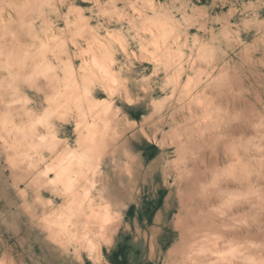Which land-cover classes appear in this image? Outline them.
Segmentation results:
<instances>
[{
	"label": "rangeland",
	"instance_id": "1",
	"mask_svg": "<svg viewBox=\"0 0 264 264\" xmlns=\"http://www.w3.org/2000/svg\"><path fill=\"white\" fill-rule=\"evenodd\" d=\"M0 96V264H264V0H0Z\"/></svg>",
	"mask_w": 264,
	"mask_h": 264
},
{
	"label": "bare ground",
	"instance_id": "2",
	"mask_svg": "<svg viewBox=\"0 0 264 264\" xmlns=\"http://www.w3.org/2000/svg\"><path fill=\"white\" fill-rule=\"evenodd\" d=\"M73 12H74V11H73ZM74 17H76V16L74 15ZM15 50H16V49H15ZM15 58H16V57H15ZM36 90H37V89H36ZM12 91H13V90H12ZM0 97H1V96H0ZM43 97H44V96H43ZM49 100H50V99H49ZM80 106H81V105H80ZM0 110H1V109H0ZM6 112H7V111H6ZM18 115H19V117H20V113H19ZM25 115H26V114H25ZM205 117H206V116H205ZM7 118H8V117H7ZM10 120H11V119H10ZM6 121L9 122V120H6ZM24 129H25V128H24ZM20 131H21V130H20ZM10 132H11V131H10ZM18 132H19V131H18ZM20 133H22V132H20ZM20 133H19V135H20ZM21 135H22V134H21ZM48 135H49V134H48ZM51 136H52V134H51ZM39 137H40V136H39ZM46 137H47V136H46ZM43 138H44V137H43ZM53 139H54V138H53ZM44 140H45V139H44ZM56 141H57V140H56ZM92 141H93V140H92ZM40 143H41V142H40ZM37 144H38V143H37ZM45 144H46V143H45ZM50 144H51V143H50ZM41 145H42V143H41ZM35 146H36V145H35ZM49 146L55 147L54 145H49ZM52 147H51V148H52ZM59 147H60V146H59ZM60 148H61V147H60ZM113 148H114V147H113ZM49 150H50V149H49ZM61 150H62V154H63V155H61L62 157H63L64 155H67L66 153H64V152H66V151L63 152V148H62ZM50 151H51V150H50ZM69 151H70V150H69ZM54 152H56V151L54 150ZM57 152H58V151H57ZM51 153H52V151H51ZM71 153H72V152H71ZM53 154H54V153H53ZM48 156H49V155H48ZM55 156H56V155H55ZM57 156H59V153H58ZM59 157H60V156H59ZM67 158H68V157H67ZM59 159H60V158H59ZM55 160L57 161V159H55ZM52 164H53V163H51V165H52ZM54 164H55V163H54ZM64 164H65V163H64ZM33 165H34V164H33ZM57 165H58V164H57ZM39 166H40V165H39ZM53 166H54V165H53ZM63 167H64V165H63ZM77 167H78V166H77ZM53 168H54V167H53ZM20 169H21V172H22V168H20ZM44 169H45V168H44ZM46 170H47V169H45V171H46ZM49 170H50V169H49ZM62 170L65 171V169H62ZM71 170H72V169H71ZM60 171H61V170H60ZM54 172H55V171H54ZM54 172H53V173H54ZM47 173H48V172H47ZM64 173L66 174V172H62V174H61L62 176L60 175V176H61L60 178H63V179H64V177H66V175H65ZM63 174H64V175H63ZM54 175H55V178H58V176H59L58 173H55ZM49 176H50V175H49ZM52 177H53V176H52ZM52 177H51V178H52ZM225 177H226V176H225ZM60 178L57 179V180L60 181ZM11 179H12V178H11ZM52 179H53V178H52ZM63 179H61V181H64V180L67 179V178H65L64 180H63ZM231 179H232V178H231ZM222 180H223V179H222ZM224 180H225V178H224ZM13 181H14V180H13ZM25 181H26V180H25ZM25 181H24V182H25ZM43 181H44V180H43ZM43 181H41V182H43ZM51 181H52V180H51ZM58 181H57V182H58ZM61 181H60V182H61ZM218 181H219V180H218ZM18 182H21V181H18ZM24 182H23V183H24ZM55 182H56V181H54V183H55ZM57 182H56V183H57ZM222 182H223V181H222ZM48 183H49V182H48ZM51 184H52V183H51ZM39 185H42V186H43V184H39ZM45 185H46V184H45ZM50 187H51V186H50ZM16 188H17V187H16ZM24 188H25V187H24ZM42 188H44V187H42ZM53 188H55L54 185H53ZM39 189H40V188H39ZM44 189H45V188H44ZM23 190H24V189H23ZM25 190H26V189H25ZM46 191H47V190H46ZM38 192H39V191H38ZM32 193H33V191H32ZM36 196H37V193H36ZM98 200H99V199H98ZM93 204H94V203H93ZM232 223H234V222L232 221ZM107 235H108V234H107ZM201 237L203 238L204 236L202 235ZM203 239H205V238H203ZM194 243H195V241H194ZM194 243H193V244H194ZM197 243H198V242H197ZM129 245H130V244H129ZM194 245H195V244H194ZM234 246H235V244H234ZM236 246H237V245H236ZM231 247H232V246H231ZM192 248H193V247H192ZM205 248H206V247H205ZM236 248H238V247H236ZM193 249H194V248H193ZM233 249H234V247H233ZM242 249H243V248H242ZM194 250H195V249H194ZM194 250H193V251H194ZM234 250H235V249H234ZM193 251H192V252H193ZM244 251H245V248H244ZM194 252H195V251H194ZM185 253H186V252H185ZM190 253H191V252H190ZM202 253H203V252H202ZM242 253H243V252H242ZM207 254H208V253H207ZM235 254H236V253H235ZM243 254H244V253H243ZM194 255H195V254H194ZM194 255H193V257L196 256V255H195V256H194ZM218 255H219V254H218ZM241 256H243V255H241ZM184 257H185V256H184ZM184 257H183V258H184ZM193 257H192V258H193ZM195 258H196V257H195ZM197 258H198V257H197ZM201 258H202V257H201ZM242 258H243V257H242ZM242 258H241V259H242ZM185 259H186V258H185ZM188 259H190V258H188ZM245 259H246V256H245ZM247 259H248V258H247ZM190 260H191V259H190ZM192 260H194V259H192ZM204 260H205V259H204ZM194 261H195V260H194ZM194 261H193V262H194ZM200 262H201V261H200ZM196 263H197V262H196ZM221 263H222V262H221ZM241 263H242V262H241ZM192 264H193V263H192ZM208 264H210V263H208ZM245 264H246V263H245Z\"/></svg>",
	"mask_w": 264,
	"mask_h": 264
},
{
	"label": "crops",
	"instance_id": "3",
	"mask_svg": "<svg viewBox=\"0 0 264 264\" xmlns=\"http://www.w3.org/2000/svg\"><path fill=\"white\" fill-rule=\"evenodd\" d=\"M77 261V260H76Z\"/></svg>",
	"mask_w": 264,
	"mask_h": 264
}]
</instances>
